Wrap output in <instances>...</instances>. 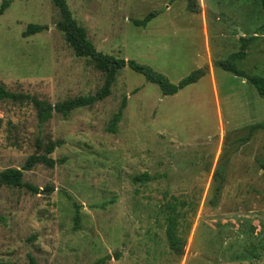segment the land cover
Returning a JSON list of instances; mask_svg holds the SVG:
<instances>
[{
    "label": "rangeland",
    "instance_id": "1",
    "mask_svg": "<svg viewBox=\"0 0 264 264\" xmlns=\"http://www.w3.org/2000/svg\"><path fill=\"white\" fill-rule=\"evenodd\" d=\"M66 1L98 52L172 84L210 72L164 96L125 68L108 98L42 126L29 100L0 99V172L22 170L39 137L40 153L62 143L54 169L24 171L39 191L0 190V264H264V130L248 129L264 123V99L213 64L246 48L238 67L264 78L263 1L197 0L196 13L186 0ZM4 2L0 84L9 92L56 105L103 87L105 74L56 27L53 0ZM32 24L47 30L25 38ZM169 206L180 215L182 256L169 246Z\"/></svg>",
    "mask_w": 264,
    "mask_h": 264
},
{
    "label": "trees",
    "instance_id": "2",
    "mask_svg": "<svg viewBox=\"0 0 264 264\" xmlns=\"http://www.w3.org/2000/svg\"><path fill=\"white\" fill-rule=\"evenodd\" d=\"M188 2V9L191 12H199L200 5L197 0H186ZM263 10H264V0ZM55 7L58 9L60 18L56 24V27L60 32L63 33L67 44L73 49L75 55L80 58L89 59L95 68L105 74V83L103 87L95 94L90 96H80L76 98H71L62 102L52 105L48 102L40 101L38 99H31L25 95H19L9 92L5 86L0 84V99L6 101H21L29 100L37 111V119L40 126L47 123L54 113L60 114L67 117L70 113L81 109L90 108L98 102H101L108 98L112 93V88L117 82V77L125 68H130L134 72L143 75L146 81L155 84L159 87L160 91L164 96H174L180 91L186 89L187 87L197 84L202 78H204L210 72L209 66L193 71L190 75L182 79L178 84H172L165 77V75L154 71L152 68L136 63L135 61H127L125 59L116 58L114 56L106 55L98 52L94 47L93 43L88 39L87 32L85 28L78 25L77 21L73 18L72 12L66 0H53ZM9 6V2H4L0 8V14L6 10ZM156 12L149 14L144 20H137L135 24L137 26L145 27L148 22H150L155 16ZM47 30V26L41 25H29L27 30L23 33L25 38L32 35L41 33ZM247 57L246 48H242L241 51L232 54L226 60L215 61L214 67L220 68L228 73H231L237 77L243 78L248 83H250L258 92V95L264 99V78L260 76L250 75L246 71L238 67V62L245 60ZM126 106V99L123 100L122 107L113 116L108 130L112 133H116L117 126L122 119L123 110ZM249 135L253 133L264 130V123H259L250 126ZM62 143L50 142L45 153H40L41 149V138L39 137L36 142L37 152L29 156L23 169H7L0 172V190L4 187L8 188H23L25 186L30 187L35 192L39 191L32 186L24 184V171H31L40 166L48 169H54L56 161L51 157L55 149L60 147ZM48 191H52L47 188ZM220 191V188L217 189ZM170 215L167 217L168 227H167V237L170 249L177 256H182L184 254V249L186 242L179 235V214L176 212V206H169ZM77 225L79 224V218L76 219ZM102 260L98 264H104Z\"/></svg>",
    "mask_w": 264,
    "mask_h": 264
},
{
    "label": "water",
    "instance_id": "3",
    "mask_svg": "<svg viewBox=\"0 0 264 264\" xmlns=\"http://www.w3.org/2000/svg\"><path fill=\"white\" fill-rule=\"evenodd\" d=\"M240 33H242V32H240Z\"/></svg>",
    "mask_w": 264,
    "mask_h": 264
}]
</instances>
